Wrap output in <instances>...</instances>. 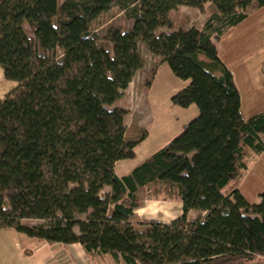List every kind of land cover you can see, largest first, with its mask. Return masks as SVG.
<instances>
[{"label":"trees","instance_id":"trees-1","mask_svg":"<svg viewBox=\"0 0 264 264\" xmlns=\"http://www.w3.org/2000/svg\"><path fill=\"white\" fill-rule=\"evenodd\" d=\"M214 7L204 28L174 29L171 13ZM264 0H0V68L17 84L0 101V230L47 244H80L116 264H247L264 258V193L238 189L264 153V110L245 120L234 73L215 45ZM117 9L125 30L93 29ZM16 13L44 52L40 57ZM140 44L189 84L172 98L198 116L129 174L147 132L130 135L129 112L113 108L142 68ZM151 85V82L148 86ZM163 185L182 200L170 223L134 221L139 190ZM233 185V190L228 187ZM106 189H109L106 193ZM105 193L104 195L102 193ZM200 213L190 218L189 213ZM84 217L79 219L78 217ZM24 220L45 222L25 226Z\"/></svg>","mask_w":264,"mask_h":264},{"label":"rangeland","instance_id":"rangeland-1","mask_svg":"<svg viewBox=\"0 0 264 264\" xmlns=\"http://www.w3.org/2000/svg\"><path fill=\"white\" fill-rule=\"evenodd\" d=\"M59 2L62 3L63 0H59ZM213 12L214 7L209 3L205 5L204 10L187 6L178 7L170 16L174 23V29L162 28L158 30L157 34L171 33L180 29L202 30ZM25 14L16 13V16L33 42L36 53L50 61L58 60L61 56L60 51L44 52L42 50L25 21ZM133 24V20L114 9L99 17L94 22L93 29L98 33H105L111 26L129 30ZM214 42L222 58L232 62L238 69L244 67L247 78L246 75L245 78L241 75V86L248 87L246 84L248 81L252 83V87L258 83L260 85L262 82L264 83V7H251L248 10L247 21L230 29L219 41L215 40ZM139 53L142 58V68L136 73L129 88L124 92L122 100L111 109L123 108L129 112L126 126L132 137L139 136L137 129L144 130L147 134L135 148L136 157L129 161L119 162L116 168L118 176L129 174L135 167L167 146L199 114L198 108L194 105L186 109L172 103L173 96L189 83L175 77L162 58L150 53L144 44H140ZM150 82L151 85L148 86ZM16 86V83L5 79L3 70L0 68V101ZM248 106L249 102L245 108ZM262 138L264 140V135ZM255 161H250V168ZM258 175L260 176L254 172L248 182L260 181ZM108 190L106 189L105 193ZM228 190H233L232 184ZM181 213V198L175 193L169 194L163 185L154 184L139 190V209L136 210L133 220L137 222L143 220L168 221ZM199 216L200 213L195 211L189 213V217L192 219ZM78 218L83 219L84 217L79 216ZM44 223L39 220L23 221V224L29 227ZM247 264H264V258H257Z\"/></svg>","mask_w":264,"mask_h":264},{"label":"crops","instance_id":"crops-1","mask_svg":"<svg viewBox=\"0 0 264 264\" xmlns=\"http://www.w3.org/2000/svg\"><path fill=\"white\" fill-rule=\"evenodd\" d=\"M247 21V19L245 20ZM244 21V22H245ZM243 22V23H244ZM242 24V23H241ZM240 24V25H241ZM239 26V25H238ZM222 58V57H221ZM225 64L232 70L236 83L240 89L242 106L241 113L245 120L264 110V83L251 86L248 81L247 86H241L240 77L247 74L244 67L239 69L222 58ZM243 69V70H242ZM261 86V87H260ZM257 89V90H256ZM249 97V100H248ZM247 102L249 106L245 108ZM247 113V114H246ZM119 164V162H118ZM117 164V165H118ZM117 168V167H116ZM258 169V171H257ZM257 172L260 181H251L252 174ZM128 174V173H127ZM249 183V184H248ZM238 189L249 203L260 202V195L264 193V153L253 163L246 176L239 184ZM180 216V215H179ZM177 216V217H179ZM177 217L163 223H170ZM0 264H116L109 255L89 256L80 244L50 245L41 240L29 238L17 232L15 229L0 230Z\"/></svg>","mask_w":264,"mask_h":264}]
</instances>
